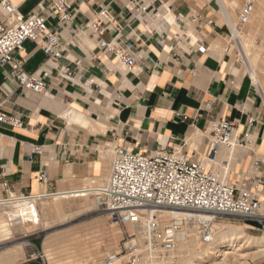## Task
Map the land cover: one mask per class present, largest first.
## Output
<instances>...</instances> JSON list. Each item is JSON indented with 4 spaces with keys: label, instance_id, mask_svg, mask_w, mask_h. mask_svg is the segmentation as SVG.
Wrapping results in <instances>:
<instances>
[{
    "label": "crops",
    "instance_id": "0c3cea01",
    "mask_svg": "<svg viewBox=\"0 0 264 264\" xmlns=\"http://www.w3.org/2000/svg\"><path fill=\"white\" fill-rule=\"evenodd\" d=\"M6 1L24 17L49 2ZM233 2L244 0H76L61 28L51 17L48 27L57 33L62 58L49 63L31 41L12 54L24 60L25 73L43 78L42 92L19 87L9 67L0 65V113L20 120L18 127L0 123V199L39 196L48 187L68 192L104 185L120 147L140 154L179 151L200 160L216 122L237 120L242 133L252 118L254 150L226 159L234 164L233 183L244 187L251 156L264 157V105L219 47L233 28L225 12ZM103 8L113 21H101L99 38L133 46L136 65L129 71L114 54L97 49L87 27ZM6 15L0 6V22ZM208 20L213 25H204ZM64 67L71 71L68 81ZM41 172L47 184L38 181Z\"/></svg>",
    "mask_w": 264,
    "mask_h": 264
},
{
    "label": "built area",
    "instance_id": "2783aa9c",
    "mask_svg": "<svg viewBox=\"0 0 264 264\" xmlns=\"http://www.w3.org/2000/svg\"><path fill=\"white\" fill-rule=\"evenodd\" d=\"M75 1L49 0L45 7L26 17L6 0L0 2V6L7 13L0 22V65L9 67V76L19 87L39 93L43 91L45 84L43 78L25 73L24 60L15 61L12 54L22 52L24 43L31 41L41 48L49 63H55L62 58L63 49L57 33L48 27V20L56 17L61 28L70 20V11ZM253 9L252 2L244 3L237 16V30L248 24ZM178 19L181 20L182 16L178 15ZM103 20L110 23L113 21L105 8L97 12L94 20L87 25L96 38L97 49L114 54L124 70H131L136 65L133 46L120 40L105 42L100 39ZM204 25L211 26L213 22L208 20ZM172 39L177 40L178 36L173 35ZM61 74L65 81L71 78L68 67L62 68ZM0 123L11 127L20 126V120L4 113H0ZM254 123V119H249L246 130L238 133L237 120L216 122L209 131L208 154L200 160H192L179 151L140 154L125 147L117 148L113 152L106 183L103 186L85 188L80 194L82 197L95 198L94 212L109 218L115 225L135 227L136 232L131 235L125 233V236L141 240L148 253L157 247L165 252L173 250L178 243L179 234L188 226L197 231L202 242H209L210 221L198 219L195 214L211 216L213 219L237 218L248 221L254 225V230L264 235V212L260 213L264 208V200L244 189L227 184L226 179L213 169L218 164L221 149L238 146L252 148L253 138L249 129ZM38 181L47 184V173L41 172ZM13 196L10 195V200L32 198L25 195ZM168 211L180 212L181 216L170 218L162 225L165 218L163 213ZM135 240L120 246L119 252L107 253L103 264H116L124 257L128 258L127 264H138L140 255L136 247L139 246ZM26 247L29 251L17 264H48L41 244L36 246L28 242ZM258 264H264V261Z\"/></svg>",
    "mask_w": 264,
    "mask_h": 264
},
{
    "label": "rangeland",
    "instance_id": "374dc122",
    "mask_svg": "<svg viewBox=\"0 0 264 264\" xmlns=\"http://www.w3.org/2000/svg\"><path fill=\"white\" fill-rule=\"evenodd\" d=\"M250 1H252L254 5L253 12L256 11L258 7H260L259 4L261 5L262 3L264 4V0L263 2L261 0H250ZM260 1L262 3H260ZM244 3H245V0L243 3H236V5H233L235 3L231 5L227 4L228 7L226 6L228 15L230 14L229 16L233 19V25L235 26L237 24L236 23V13L242 8ZM261 25L263 26V29H264V20L261 22ZM239 31H241L244 34L245 42L247 41L246 43L248 44L250 43L249 44L250 46L247 44L248 50H250V52L248 53L254 54L255 50H258L259 52L256 51V53H259L260 54L259 58L264 60L263 58L264 49L260 48L262 45V42H261L262 36L256 33L255 31L250 32L247 26H244ZM247 31H249L250 34ZM228 34L229 35L227 37V41L221 43L219 47L223 48L224 50H227L229 48L230 52L228 50V54L231 56L232 63L235 64L236 68L238 69L240 73L241 78H245L246 80H249V82H251L252 84V80L249 74H247L246 68L244 64L242 63L243 62L242 55L236 44L235 38L232 35H230V33ZM251 43H254L255 45ZM253 46L254 48H252ZM258 47L260 48V50ZM236 60L237 62H235ZM260 81L264 83L263 74L260 78ZM261 98H262V101L264 102V97L261 96ZM254 146L255 144L253 141L252 148H254ZM222 150L225 151L224 157H221L218 159L217 169L215 171L218 172L219 170H221L219 171V173L226 179V182H228L227 184L234 185L240 190L244 189L250 193L255 194L261 200H264V174H263L264 157H261L255 153H254L255 157L251 156L252 158L251 159V170H250L249 175L245 177L247 184L244 187L242 186L239 187L235 183H233V174L231 173L233 165H231V163L226 160L227 159L226 154L228 151L225 148ZM253 150L254 149H251L245 146H238L237 148H235V154L236 153L241 154L242 156L246 157V155H248V153L252 152ZM238 169L239 168L237 167L236 170ZM97 186H103V185L99 184ZM44 193H58V192L53 190L51 187H48L42 191V194ZM13 197H16V196H13ZM8 199L10 200V197ZM72 200L70 202L67 201L63 203V209H64L63 213H65L67 218H69V221L63 224H59L61 216L64 214L52 215L51 223L53 226L48 229L43 228L45 217L43 216L44 213L41 209L42 208L41 204L47 203V202L50 203L51 199L41 198V199L35 200V203H34L35 207L29 210L30 213L28 214V216L30 217V220H33V222L37 224L38 230L33 233L23 235L22 225L21 223L16 221L15 227L13 228L14 230L13 237L10 240H6L5 242L0 243V250L6 247L15 245L17 243H25V245L22 247V253L19 254V257H20L19 259L20 261H22L24 259L25 253L29 251V248L26 247V244L28 242H31L33 244L35 243L36 246L40 244L43 245V242L48 235L59 234L63 237L62 239L66 241V243L62 245H58L57 248H60L63 245H68V246L71 245L69 246V248L77 247L76 249L78 251V249H81V246L84 245L85 254L83 255L86 256V261H87L85 264H103L104 258L107 253L119 252L120 246L126 243L129 244V242H132V240H135L134 237L126 238L125 236V233L129 235L134 233L131 225H125V226L115 225L113 222H111L109 218L101 216L97 214L96 212H94V208L96 206V201L94 200V198L83 197V198L72 199ZM8 206H11V205L10 204L1 205V207L3 208L2 209L0 208V213L1 214L5 212L9 213V214H6L5 216L8 217V215H11L13 219H17L16 218L17 214L13 213V211H15L16 209L13 210V208H8ZM91 206L93 207L91 211L84 213L79 217L74 218L79 210L82 211ZM262 212H264V208ZM165 219L166 220H163L164 222L162 221V225L166 224L170 218L169 219L165 218ZM228 224L230 226H237V227L243 226L242 228L246 236H249L252 238H259V237L264 236L263 234H261L260 232H257L256 230L252 228L254 225L251 222L242 221L237 218H215L210 221L209 228L210 229L213 227L215 228L220 225L227 226ZM182 232H185V233L187 232L186 235H188L189 233L188 236H190V239H192V242L194 243V245L196 246L198 245L199 247L204 245V242H202V240L199 238L197 231L193 229L192 226L184 227ZM194 234H196V236H194ZM79 235L83 236L82 240L85 239V241L77 242V240L79 241L81 239L78 237ZM191 235H192V238H191ZM135 241L137 242V245L139 246V247H136V250H139L138 254L140 255V261L138 264H185V260L183 259L184 256L180 253L181 251L180 243H177L176 244L177 247L175 246L174 249L171 250L170 252H165L160 247H157L154 251L148 253L146 250H144L141 240H135ZM62 250H63L62 248L56 250L57 252L56 260L64 258L63 256L64 254L60 252ZM235 250L236 249H234V247L227 250V252L231 254L230 256L232 255L234 256V257H231L232 259L230 262L232 263L229 262V264H258L259 262L264 261V252H260L259 248L257 247L244 245L240 248L239 252H236ZM83 255L81 254V252H77L75 259L81 258ZM181 256L183 257L181 258ZM221 259L222 258H216L215 261L209 260L203 264H217ZM127 261H128V258L124 257V258H121L119 262H117L116 264H127ZM76 264H81V263H76Z\"/></svg>",
    "mask_w": 264,
    "mask_h": 264
},
{
    "label": "bare ground",
    "instance_id": "6f19581e",
    "mask_svg": "<svg viewBox=\"0 0 264 264\" xmlns=\"http://www.w3.org/2000/svg\"><path fill=\"white\" fill-rule=\"evenodd\" d=\"M261 1L263 2V0H261ZM261 1H260V3H262ZM225 3H226V1H225ZM233 3H235V2H233ZM227 4L225 6L228 7L229 4L228 5ZM233 5H236V3ZM259 5H260V7H258L256 11L252 12L251 18H250L248 24L245 26H247L249 28L250 32L255 31L256 33H258L259 35L262 36V39H261L262 45L260 48L264 49V29H263V26L261 25V22L264 20V15H263L264 14V6H262L264 4L262 3V5L261 4H259ZM259 5H257V6H259ZM235 8H236V6H235ZM225 12H227V11H225ZM227 20H229V19H227ZM232 27H233V28H231L232 36L235 38L236 44H237V46L241 52L242 61H243L242 63L244 64V66L246 68L247 74H249V76L252 80V84L255 86L256 90L259 92V94L262 97H264V83H262L260 81L262 74L264 75V60L259 58L260 54L256 53V51H258V50H255L254 54L248 53V52H250V50H248V46H247L248 43H246L247 41L245 42L244 34L241 32L242 30L241 31L237 30L235 25H232ZM249 31H247V32L249 33ZM245 35H247V34H245ZM217 43L215 42L214 48H215V46L216 47L218 46ZM251 44H254V43H251ZM252 48H254V46ZM260 48H259V50H260ZM210 52H211V50H210ZM229 52H230V50H229ZM227 53H228V51H227ZM261 57H263V56H261ZM250 84H251V82H250ZM251 149H253V148H251ZM227 151L228 152L226 154V157L228 158L227 160H230L235 156V148L227 149ZM239 155H241V154H238V157H239ZM221 156H222V154H221ZM218 158H220V157L218 156ZM213 169L216 170L217 165H215L213 167ZM219 171H221V170H219ZM98 181H99V179H98ZM86 187L87 186H85V188ZM81 190H83V189H81ZM61 191L60 192L58 191V193H44V194H41L39 196L32 197L30 199L15 198V199H11L9 202H6L5 200L0 199V208L1 209L3 208V207H1V205L10 204L11 206H8V208H13V210L16 209L15 211H13V213L17 214L16 215L17 219H13L11 215H8V217L5 216L6 214H9V213H6V212L2 213V214L0 213V243L5 242L6 240H10L13 237V232H14L13 228L15 227L16 221L21 223L23 235L24 234L25 235L30 234V233H33V232L38 230L37 224L35 222H33V220H30V217L28 216V214L30 213L29 210H31L32 208L35 207L34 206L35 200H38L41 198H50L51 199L50 203L47 202V203L41 204L42 205L41 209L44 213L43 216L45 217L44 224H43L44 229H48V228H51L53 226L51 223V216L52 215L64 214L61 216L59 224H63L65 222H68L69 218H67L65 213H63L64 212L63 203L67 202V201L70 202L72 199H79V198H83V197L80 194L81 193L80 190L79 191H68V192L67 191L61 192ZM86 197L90 198L91 196H86ZM94 200H95V198H94ZM72 202H73V200H72ZM88 208L85 210H82V211L77 209L79 211L77 212V214L75 215L74 218L79 217L82 214L87 213L93 209L92 206L88 207ZM262 211H263V208L260 212L261 214H263ZM179 213L180 212L168 211V212H164L163 216L165 218L169 219V218L181 216ZM194 216L198 219H203L205 222L211 221L213 219L211 216H207V215L197 216L195 214ZM165 218L163 220H166ZM228 225L227 226H222V225L217 226L216 225L217 227L211 228V234H210L209 242L204 243V245H202L200 247L198 245L197 246L194 245V243L192 242V239H190V236H188L189 233H188V235H186V233L188 231L186 233L181 232L178 236V243H180V246H181L180 247L181 248L180 253L184 256L183 259L185 260V264H203L209 260L215 261L216 258H222L217 264H229V262L232 259L231 257H234V256L233 255L230 256L231 254L228 253L227 250L234 247V249H236L235 251L239 252L240 248L244 245L257 247V248H259L260 252H264V236L259 237V238H252V237L245 235L243 228H242L243 226L237 227V226H230V225L228 226ZM132 228H133V232H136V228L133 226H132ZM192 235H191V238H192ZM194 236H196V234H194ZM78 237L81 239L79 241L76 239L77 242L85 241V239L82 240L83 236L79 235ZM62 238L63 237L59 234H51L45 238L42 246H43L44 254H45L49 264H76V263L85 264L87 261H86V256L83 255V254H85L84 245H82L81 249H78V251L76 249L77 247H70L69 248V246H71V245L61 246L60 248H62L63 250L60 252H62L64 254L63 255L64 258L56 260V253H57L56 250L60 249V248H57L58 245H62V244L66 243V241H64ZM24 245H25V243H17L15 245H12L10 247H6V248L0 250V264H17L18 262H20L19 254L22 253V247ZM77 252H81V254L83 256L81 258L75 259ZM183 256H181V258ZM230 263H232V262H230Z\"/></svg>",
    "mask_w": 264,
    "mask_h": 264
}]
</instances>
